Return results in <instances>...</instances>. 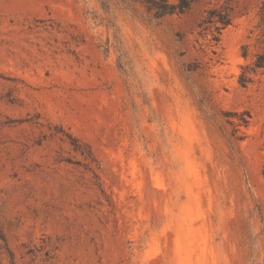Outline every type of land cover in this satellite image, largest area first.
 I'll return each mask as SVG.
<instances>
[{
    "label": "rangeland",
    "instance_id": "1",
    "mask_svg": "<svg viewBox=\"0 0 264 264\" xmlns=\"http://www.w3.org/2000/svg\"><path fill=\"white\" fill-rule=\"evenodd\" d=\"M184 1L0 0V264H264V0Z\"/></svg>",
    "mask_w": 264,
    "mask_h": 264
},
{
    "label": "trees",
    "instance_id": "2",
    "mask_svg": "<svg viewBox=\"0 0 264 264\" xmlns=\"http://www.w3.org/2000/svg\"><path fill=\"white\" fill-rule=\"evenodd\" d=\"M149 11H152L156 17H162L166 15H172L177 13H182L188 6L186 1L181 0L177 4H173L168 2L167 0H141ZM219 24V26L217 25ZM230 24V19L228 15L227 8L223 10L218 9H210L204 20L201 22L200 26L204 27V30L209 29L211 26L215 27L217 30V35L219 32L227 27ZM214 40H218V36L214 37ZM264 68V49L261 53H259L254 62L252 63L251 68L249 69V73H256ZM239 82L241 86H246L249 82V79L244 77V75L240 76Z\"/></svg>",
    "mask_w": 264,
    "mask_h": 264
}]
</instances>
